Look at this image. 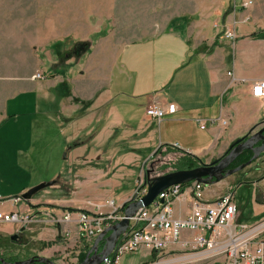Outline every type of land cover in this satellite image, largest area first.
Returning a JSON list of instances; mask_svg holds the SVG:
<instances>
[{
  "label": "crops",
  "instance_id": "1",
  "mask_svg": "<svg viewBox=\"0 0 264 264\" xmlns=\"http://www.w3.org/2000/svg\"><path fill=\"white\" fill-rule=\"evenodd\" d=\"M243 3L249 4L243 6ZM219 16L218 28L209 37L195 38L177 23L168 31L119 48L108 47L106 42H96L76 61L73 58L63 61L60 58L64 54L62 50L55 53L56 56L49 50L44 61L54 72L49 75L41 69L44 62L22 77L0 75V167L3 162H9L15 171L9 177L0 170L3 181L0 196L3 199L20 197L40 182L34 181V177L23 169L31 168L34 163L29 154L35 148V131L41 137L58 116L64 120L75 119L74 133L69 135L70 141L74 142L72 147L87 143L86 138L83 141L77 139L82 137L79 135L87 123H82L80 116L78 119L75 117L81 109L79 103L86 101H90V111L106 105L112 120L121 122L139 137L136 144H140L150 156L165 150L209 163L223 156L234 141L262 126L264 99L252 97L250 86L264 81V0H220ZM225 27L233 30V40L224 38ZM80 63L76 76H71L70 71L65 74V79L57 75L60 66ZM37 73H42V78L32 80L31 77ZM227 73L233 76L231 85ZM63 83L66 84L63 86L65 91L56 99L53 92ZM66 91L68 96H64ZM73 99L79 103H74ZM168 104L176 107L174 114L160 120L145 115L148 107H165ZM223 121L226 124L223 125ZM117 126L112 125L113 129ZM94 134H90V138ZM100 135L96 132L95 139ZM7 147L13 148L15 155L3 160L2 154ZM72 147L67 150V156ZM257 161L264 167V153ZM78 162L79 168L90 164L86 159ZM220 185L222 183L203 186L204 201L213 202L226 193L233 195L230 188L222 189ZM131 198L121 199L115 206L120 208ZM259 201V204L253 201V205L261 214L264 212V194L259 195ZM190 203V193L185 189L178 199L173 200V216L183 219L190 211ZM31 204V208L23 209L30 222L20 229L40 232L37 239L47 237L46 241L56 240L49 248L52 250L62 248L61 243L77 241L73 224L56 222L69 212V206L56 211L50 206H41L55 205L50 201L37 200ZM236 210L237 222L240 207L237 206ZM108 211L106 209L105 212ZM71 219L75 221L76 215L71 213ZM43 222L54 224V228H41L39 225ZM17 229H9L7 234ZM194 236L193 232L183 233V237L188 239ZM157 257L159 259L153 264H187L189 261L177 246L169 247ZM194 264L219 263L203 259Z\"/></svg>",
  "mask_w": 264,
  "mask_h": 264
},
{
  "label": "rangeland",
  "instance_id": "2",
  "mask_svg": "<svg viewBox=\"0 0 264 264\" xmlns=\"http://www.w3.org/2000/svg\"><path fill=\"white\" fill-rule=\"evenodd\" d=\"M219 4L220 0H0V75L22 77L29 74L45 61V53L48 54L49 50L56 56L53 46L57 44L62 53H70L77 43H86L91 47L99 41L106 42L108 47L119 48L129 42L168 31L177 23L195 38L202 35L209 37L219 25ZM81 64L60 66L57 75L65 79V74L70 71L71 76H76ZM41 69L46 75L54 73L45 62ZM39 74L42 76V73ZM61 85L66 86L64 83ZM64 91L59 86L53 92L54 97L59 99ZM64 96H68L67 91ZM73 102L79 103V100L73 99ZM79 104L81 109L75 117L78 119L80 116L87 126L79 135L82 137L77 139L83 141L86 138L87 143L81 144L82 148L72 147L74 142L70 141L69 135L74 133L73 117L64 120L58 116L41 137L34 130L35 148L29 154L34 163L31 168L23 170L32 175L34 181H40L37 184L52 180H56V184L39 191L29 202L22 201L15 206L17 211L31 208V203L37 200L53 202L55 205L41 206H50L56 211L63 210L64 206L80 210L87 203L100 205L108 198L116 205L121 199L133 196L136 187L144 182L147 172L153 177L185 165L184 161L177 165V161L183 157L170 151L159 150L150 156L140 144H136L139 137L122 126L121 122L112 120L107 114L106 105L90 111V101ZM113 124L119 126L113 129ZM96 132L101 133L97 140ZM92 133L95 134L90 138ZM70 147L72 152L67 156ZM12 155H15L13 148L7 147L2 154L3 160L5 157L11 159ZM82 159L90 164L79 168L78 161ZM0 170L9 177L15 174L14 165L9 162H3ZM77 181L80 184L77 185ZM2 182L0 179V185ZM218 183H222L220 188H230L233 192L235 206L240 207L237 222L252 225L264 218V212L258 214L261 211L256 212L253 205V201L259 204V195L264 194L262 162L255 160ZM88 209H91L89 205ZM10 210V203L0 205V211ZM39 226L43 229L54 228V224L49 222ZM20 227L17 224H0V256L3 258L24 261L37 256L54 264H77L78 257L86 254L94 241L61 243L62 248L52 250L49 248L56 240L46 241L47 237L37 239L40 232L21 231ZM12 228L19 229L7 234ZM17 234H20L21 241H12L10 238ZM157 256L159 253L140 248L123 255L118 264H153L159 259Z\"/></svg>",
  "mask_w": 264,
  "mask_h": 264
},
{
  "label": "built area",
  "instance_id": "3",
  "mask_svg": "<svg viewBox=\"0 0 264 264\" xmlns=\"http://www.w3.org/2000/svg\"><path fill=\"white\" fill-rule=\"evenodd\" d=\"M249 3H243L247 6ZM224 38L233 40L235 35L231 28L225 27ZM229 85L234 82L231 73H227ZM41 74H34L31 79H41ZM250 94L257 99H264V81L254 82ZM176 112L173 104L165 107H148L145 115L160 120ZM223 125L226 122H221ZM203 128V126H201ZM184 186V187H183ZM190 193V211L183 218L173 216L172 203L184 190ZM203 185L192 182L187 185L169 187L160 193L149 208L139 209L130 219L128 229L119 237L110 255L101 264H118L120 258L127 254L145 249L153 253H162L169 247L177 246L184 257L194 264L200 260H213L219 264H264V220L245 225L236 222V206L233 196L226 193L213 202L203 199ZM146 194L144 182L136 187L132 196L138 200ZM163 200L162 203L159 200ZM22 202L20 197L3 199L0 205L10 203L12 210L0 211V223L25 225L30 222L26 211H17L15 206ZM88 205L91 209H88ZM109 210L103 212V210ZM113 201L100 205L87 203L80 210H75L76 219H71L67 212L56 222L73 224L77 241H90L103 231L122 220ZM184 232H193V238L183 237ZM68 234V233H67Z\"/></svg>",
  "mask_w": 264,
  "mask_h": 264
},
{
  "label": "water",
  "instance_id": "4",
  "mask_svg": "<svg viewBox=\"0 0 264 264\" xmlns=\"http://www.w3.org/2000/svg\"><path fill=\"white\" fill-rule=\"evenodd\" d=\"M244 151L251 152L250 159L233 169L225 171V169ZM262 153H264V124L249 134V136H245L234 141L222 157L214 159L209 163L201 162L197 167L192 169L177 170L153 177H150L149 173L147 172L144 177L146 194L138 200H133L131 198L128 201L129 203L122 212V220L112 225L110 228L103 231L97 238H95L92 246L85 254L83 261L77 264H101L102 261L110 255L119 237L128 229L129 219L139 209L148 208L155 201L157 196L169 187L176 185H187L192 182H197L204 187L214 185L250 165L253 161L257 160ZM55 184L56 180L37 184L23 193L20 198L22 201L29 202L36 193ZM159 202L162 203L163 200L160 199ZM20 230L22 231L24 228H21ZM10 239L12 241L16 240L17 235H13ZM101 241H104V247L101 251H98V244ZM0 264L54 263L46 258L36 256L28 258L24 261L13 262H6L3 259H0Z\"/></svg>",
  "mask_w": 264,
  "mask_h": 264
},
{
  "label": "trees",
  "instance_id": "5",
  "mask_svg": "<svg viewBox=\"0 0 264 264\" xmlns=\"http://www.w3.org/2000/svg\"><path fill=\"white\" fill-rule=\"evenodd\" d=\"M53 49L56 50V53L60 50V45H55L53 46ZM90 49V45L86 44V43H77L73 46V48L71 49L70 53H64L60 58L65 61L66 59H70L73 58L75 61L78 60L80 57H82L83 55H85L86 53L89 52ZM64 85H62L63 87ZM68 95V92H67ZM249 136V134L246 135V137ZM158 153V152H157ZM183 158H181L179 161H177V165L180 164L181 161H184L185 165L182 168L179 169H175L176 170H187V169H192L195 168L199 165V163H201V161H199L196 158L193 157H189L186 155H182ZM251 157V152L249 151H244L242 152L231 164H230V168H235L243 163H245L246 161H248ZM184 187V186H183ZM129 202H126L122 205V207L119 208L118 213H122L124 208L127 206ZM70 213H75V210L69 209L68 210ZM104 247V241L99 242L98 244V251H101ZM85 257V253L81 254L78 257V263L82 262L83 259Z\"/></svg>",
  "mask_w": 264,
  "mask_h": 264
},
{
  "label": "flooded vegetation",
  "instance_id": "6",
  "mask_svg": "<svg viewBox=\"0 0 264 264\" xmlns=\"http://www.w3.org/2000/svg\"><path fill=\"white\" fill-rule=\"evenodd\" d=\"M222 157V156H221ZM229 169H232V168H230V165L225 169V171L226 170H229ZM18 236H17V239L16 240H18V242H20L21 240H20V234H17ZM88 252V251H87ZM86 252V253H87ZM0 259H3L4 261H6V262H13V261H18V260H16V259H10L9 257H5V258H3L2 256H0Z\"/></svg>",
  "mask_w": 264,
  "mask_h": 264
}]
</instances>
